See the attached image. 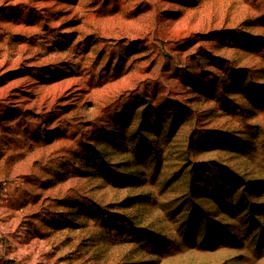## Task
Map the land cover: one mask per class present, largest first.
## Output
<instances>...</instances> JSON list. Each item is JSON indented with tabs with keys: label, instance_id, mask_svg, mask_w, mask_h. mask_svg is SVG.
Instances as JSON below:
<instances>
[{
	"label": "rangeland",
	"instance_id": "rangeland-1",
	"mask_svg": "<svg viewBox=\"0 0 264 264\" xmlns=\"http://www.w3.org/2000/svg\"><path fill=\"white\" fill-rule=\"evenodd\" d=\"M0 263L264 264V0H0Z\"/></svg>",
	"mask_w": 264,
	"mask_h": 264
},
{
	"label": "bare ground",
	"instance_id": "bare-ground-1",
	"mask_svg": "<svg viewBox=\"0 0 264 264\" xmlns=\"http://www.w3.org/2000/svg\"><path fill=\"white\" fill-rule=\"evenodd\" d=\"M6 218V217H5ZM3 222V221H2ZM4 224H7V223H4ZM4 224H2V225H4ZM15 224V223H14ZM17 226V224L14 226V228ZM13 228V229H14ZM7 229V228H6ZM10 233V232H9ZM11 237V236H10ZM13 237V236H12ZM15 240V239H14ZM13 241V240H12ZM17 241V240H16ZM14 242V241H13ZM19 242V241H18ZM15 244V243H14ZM0 264H2V263H0Z\"/></svg>",
	"mask_w": 264,
	"mask_h": 264
}]
</instances>
